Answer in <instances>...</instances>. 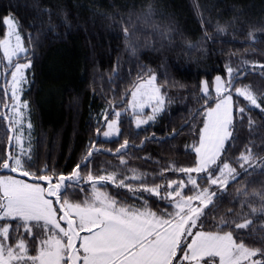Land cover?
Segmentation results:
<instances>
[{
	"label": "trees",
	"instance_id": "obj_1",
	"mask_svg": "<svg viewBox=\"0 0 264 264\" xmlns=\"http://www.w3.org/2000/svg\"><path fill=\"white\" fill-rule=\"evenodd\" d=\"M8 15L18 24L27 54L14 59L0 81V164L16 148L8 75L16 63L30 62L22 96L27 102L24 148L31 156L24 159L26 170L51 175L55 182L81 164L80 182L67 181L62 190L72 203L91 198L89 172H115L118 179L141 175L150 187L163 184V194L169 180L188 178L178 171L161 175L164 169L196 165L194 148L205 110L217 101L213 79L229 78L232 68V90L247 88L260 107L233 96V135L221 164L229 163L239 175L224 190L210 185L217 195L195 229L231 231L237 242L264 249V0H0V40ZM152 75L165 101L162 111L137 128L127 109L118 118L119 134L103 139L104 116L114 119L138 83ZM203 83L210 96L202 91ZM125 140L127 148L117 154ZM249 153V164L241 168V154ZM2 170L0 175L15 176ZM202 176L198 182L204 188L208 183ZM125 182L139 186L142 181ZM98 187L118 193L115 198L133 208L158 214L170 210L147 192L134 194L111 183ZM184 192L191 195L194 189L189 184ZM5 224L12 225L9 243L23 234L34 254L36 235L28 238L15 221H0Z\"/></svg>",
	"mask_w": 264,
	"mask_h": 264
},
{
	"label": "snow or ice",
	"instance_id": "obj_2",
	"mask_svg": "<svg viewBox=\"0 0 264 264\" xmlns=\"http://www.w3.org/2000/svg\"><path fill=\"white\" fill-rule=\"evenodd\" d=\"M6 37L0 40V49L3 56L11 64L12 57L19 59L20 53H26L22 45V37L18 31V24L11 18H6ZM15 44H11V38ZM31 63H17L11 72V96L13 100L14 115L19 124L23 117L22 109L27 108V102L21 103L19 93L21 86L27 83L25 69ZM264 67V66H262ZM233 69L228 68L229 81H221L216 77L215 92L217 102L215 107L209 106L205 114L203 128L199 134V145L194 148L197 159L194 167H169L166 171H178L188 174L184 179L169 180V191L161 194L163 184L148 186L143 183L144 177L133 174L124 179H118V173L94 176L91 172L86 177V182L92 187L90 199L82 203H72L61 192L67 188L65 183L71 181L79 183L81 179V164H77L69 176L61 174L55 183L54 177L47 174H35L25 168L22 158L24 149L21 147L20 155H11L4 159L0 167L10 172L19 173L36 181H43L47 187L39 183H26L11 176L0 177V221H15L17 230L23 229L28 238L36 234L34 228L43 227L46 238L40 240L37 255L29 254L28 239L20 234L15 244L9 243L10 227L0 225V264H264V249H253L246 246L243 241L237 242L231 231L226 233L212 231H196L198 221L205 215V209L214 203L217 193L208 187L201 188L199 180L204 179L201 174H206L209 185L218 186L224 190L230 178L235 180L239 175L229 163L223 162L221 156L226 150V143L232 138L233 132V96L229 91L232 87ZM156 76L152 75L145 83L137 86L132 92L129 106L136 117L135 124L139 128L142 124L153 121L162 111L164 98L161 89L155 84ZM144 90V91H141ZM7 91V89H6ZM205 95H211L207 83L203 85ZM237 96H242L253 106L260 107L255 96L247 88H236ZM227 93V94H225ZM139 96V99H138ZM152 107V114L146 119H141L143 109ZM264 110V109H262ZM245 108H239L243 114ZM119 118L121 113H115ZM6 118H8L6 116ZM108 130L103 131V136L111 138L119 134L118 119L104 116ZM29 128L31 125L29 124ZM101 129H97L100 133ZM11 139V138H10ZM18 143L21 137L16 136ZM125 140L117 154L128 146ZM93 155L90 150L85 157L84 166L88 158ZM28 159H31L30 153ZM251 154L240 156V167L249 164ZM125 161L121 159V164ZM215 166V171L213 170ZM195 173L194 177L192 174ZM126 180L142 181L139 186L126 183ZM111 183L117 188H127L128 191H143L164 200L170 210L157 213L144 208H133L119 202L115 195L102 191L101 184ZM191 185L193 194L186 195L184 189ZM55 197V201L49 199ZM194 202H199L198 204ZM59 203L58 215L54 204ZM63 221L67 227L60 223ZM30 222H36L31 224ZM39 222H43L41 225ZM246 224H237V228H245ZM86 233V235H81ZM188 237L190 242L185 243ZM183 255H180V254Z\"/></svg>",
	"mask_w": 264,
	"mask_h": 264
},
{
	"label": "rangeland",
	"instance_id": "obj_3",
	"mask_svg": "<svg viewBox=\"0 0 264 264\" xmlns=\"http://www.w3.org/2000/svg\"><path fill=\"white\" fill-rule=\"evenodd\" d=\"M6 18H11V19L14 20V18H13L12 16L8 15V16L4 17V19H3V23H4V20H5ZM14 21H15V20H14ZM4 26H5L6 33H7V26H6L5 24H4ZM5 37H6V35H5ZM5 37H4V38H5ZM4 38H3V39H4ZM10 42H11V44L14 45V44H15V38L12 37ZM22 45H23V43H22ZM23 47H24V46H23ZM24 48H25V47H24ZM22 54H24V53H20L19 56L22 55ZM14 59H16L15 56L12 57L11 64H9L8 60L3 56V50L0 49V81H1L2 78H3V72H4L5 70H7L9 66L12 65V62H13ZM23 63H29V62H22V63H20V64H23ZM16 64H17V63H16ZM14 66H15V65H14ZM11 67H12V66H11ZM12 71H14V67L11 69L10 74L8 75V82H7V84H8L7 89H8V91H9V95H10V96H11V86H10V82H11V72H12ZM26 71H27V69L24 70V72H25V76H26ZM216 77H217V76H216ZM216 77L213 79V84H212V89H213V92H214L215 95H216V92H215ZM219 77H221V76H219ZM149 78H150V77H149ZM149 78H147L145 81H142V82L138 83V85L141 84V83H145ZM221 81L227 83V82L229 81V78L227 77V78L225 79V78L221 77ZM138 85H137V86H138ZM203 85H204V83L202 84V88H203ZM23 86H24V84H22V86H21V91H20V93L18 94V95H19V100H20L21 103L26 102V101L22 98V96H23ZM137 86L134 88L133 91H136ZM156 86H157V85H156ZM133 91H132V92H133ZM141 91H144V90H141ZM229 91L231 92L232 96H237L235 90H232V88H231ZM131 94H132V93H131ZM225 94H227V93H225ZM216 96H217V95H216ZM239 97H242V96H239ZM242 98H243V97H242ZM138 99H139V96H138ZM131 100H132V95H130L127 105H126L122 110H117L115 113L119 112V113L122 114L125 110L128 109V110L131 112V114L133 115V110H132V108L129 106V101H131ZM216 102H217V101H216ZM216 102H215L211 107H215ZM13 103H14V102H13V100H12V96H11V102H10V117H11L12 121L14 122V121L17 119V117L14 115V109H13V107H12ZM207 109H208V108H207ZM207 109L205 110V114H206ZM22 111H23V117H22V119H21V122H20L19 124L14 123V128L17 130V135H19V136L21 137V142H20V143H18L17 140H16V148H15V151H14V156H15V155H20V154H21V147H23V149H24V153H23L22 158L25 159L26 156H27V154H28L27 151H25V148H24V142H25L26 139H27V138H26V137H27V134L24 132V128L26 127V123H25L24 119H25V114L27 113V110H26V109H22ZM151 114H152V107H151V106H149V107H145V108L143 109V115H142L140 118H141V119H146L147 116H148V115H151ZM114 119H118V118L116 117V115L114 116ZM135 119H136V117L133 118V120H134V125L136 126V124H135ZM149 122H151V121H149ZM149 122H148V123H149ZM148 123H147V124H148ZM143 125H146V124H142L141 126H143ZM106 130H108L107 127H106L105 131H106ZM23 132H24V134H23ZM116 135H117V134H115V130H114V135H113L111 138H106V137L103 136V134H102L101 136H102L103 139H112V138H114ZM198 145H199V143H198ZM198 145H197V146H198ZM195 154H196V153H195ZM196 159H197V156H196ZM221 166H222V164H221ZM213 170H214V171L216 170V169H215V166H214V169H213ZM193 175L196 176L195 173H193ZM201 175H202V174H201ZM7 176H11V177H13V178H15V179H20V180L25 181L26 183H29V182L26 181L25 179L19 178V177H17V176H12V175H0V177H7ZM55 182H56V181H55ZM55 182H53V183H55ZM41 186L47 187V185H46V184H43V183H41ZM211 186H212V185H211ZM213 186H214V185H213ZM207 187L209 188L210 185L208 184ZM49 199H52V200L55 201L56 198H55V197H49ZM194 203L198 204L199 202H194ZM54 207L57 209L58 215H63V213H60V212H59V208H60V204H59V203L54 204ZM30 223H31V224H34V223H36V222H30ZM39 223H40L41 225L43 224V222H39ZM60 223H61V225H62L63 227H67V225L64 224L63 221H60ZM37 229H38V230H37V234H36V232H35L36 237H37V241H36V250H35V253H34V254H30V253H29L30 255H37V254H38V249H39V247H40V240L46 238L45 233H44V230H43V227H40V228H37ZM192 231H193V233H195V232L198 231V230H196L195 228H193ZM81 235H86V233H81ZM0 239H2V237H0ZM190 240H191V237H188L187 240L185 241V243L190 242ZM14 244H15V243H13L12 245H14ZM180 255H183V254L181 253ZM28 264H31V261H28ZM185 264H186V262H185ZM217 264H218V258H217Z\"/></svg>",
	"mask_w": 264,
	"mask_h": 264
},
{
	"label": "water",
	"instance_id": "obj_4",
	"mask_svg": "<svg viewBox=\"0 0 264 264\" xmlns=\"http://www.w3.org/2000/svg\"><path fill=\"white\" fill-rule=\"evenodd\" d=\"M125 99H126V96H124L122 103L124 102ZM2 171L5 173H13V172H10L8 169H3ZM13 174L17 177L28 179L29 181H32V182H38V183L45 184V182H43V181H36V180L30 179L26 176H20L19 173H13ZM62 190H63V188L61 189V192H62Z\"/></svg>",
	"mask_w": 264,
	"mask_h": 264
}]
</instances>
